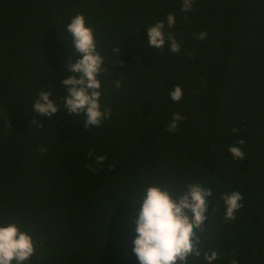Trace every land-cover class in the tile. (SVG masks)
Masks as SVG:
<instances>
[{
	"label": "trees",
	"instance_id": "obj_1",
	"mask_svg": "<svg viewBox=\"0 0 264 264\" xmlns=\"http://www.w3.org/2000/svg\"><path fill=\"white\" fill-rule=\"evenodd\" d=\"M182 2L0 0V225L33 236L36 254L25 264H140L133 241L145 190L160 186L178 199L191 183L213 195L193 229L201 254L183 264H207L213 250L214 264L233 254L264 264V0H194L190 12ZM169 13L176 23L164 31L179 53L147 43V28ZM77 14L104 57L100 105L112 112L88 129L67 108L50 118L33 111L42 89L64 103L67 64L79 58L67 31ZM177 85L183 96L174 102ZM173 113L184 119L169 132ZM239 139L244 160L228 152ZM89 149L107 155L102 165ZM232 190L244 207L229 221L220 197Z\"/></svg>",
	"mask_w": 264,
	"mask_h": 264
},
{
	"label": "clouds",
	"instance_id": "obj_2",
	"mask_svg": "<svg viewBox=\"0 0 264 264\" xmlns=\"http://www.w3.org/2000/svg\"><path fill=\"white\" fill-rule=\"evenodd\" d=\"M194 0H183L181 11L190 12ZM176 23L175 15L169 13L165 20L155 23L147 28V43L149 47L163 49L166 42L169 50L179 53L180 43L171 33H165V25L172 28ZM67 31L72 36V44L79 58L74 63H68L67 67L73 75L62 80L67 86V95L64 103L58 105L50 99L52 89L39 91V99H35L33 111L41 116L52 117L62 108H67L72 116L83 115L85 117L83 127L88 129L92 126L99 127L102 122L112 115L111 109L100 105L101 81L98 78L107 72L104 67V57L97 50L94 30L87 26L83 14L75 15L67 25ZM207 32L197 34V38L204 40ZM119 52V48L115 49ZM116 89L121 88V81H114ZM172 101L179 102L182 99V88L177 85L169 92ZM184 117L180 113H173L167 125V131L178 130V123ZM35 122L40 126L39 122ZM41 127V126H40ZM233 133L238 129L233 128ZM245 141L239 139L235 145L229 146L228 152L234 160H244L246 152L243 145ZM46 152V147L39 149ZM95 165H102L107 155H95L94 149L87 153ZM91 171H98L97 167L89 163L85 165ZM213 195L211 187H204L200 183L187 185V190L173 199L171 193L160 186H149L142 197L140 211L136 220V238L133 241V252L140 264H176L177 260L183 264L190 254L200 256V251L193 243L194 227L198 228L205 220V212L209 198ZM221 200L225 206V219L233 221L236 213L243 207V194L238 190H232L221 194ZM190 213V215H189ZM198 243V240H197ZM36 254L33 236L22 231L16 223L0 225V264H25ZM220 258L216 250L205 253L204 260L207 264H214ZM230 264H239L235 254Z\"/></svg>",
	"mask_w": 264,
	"mask_h": 264
}]
</instances>
